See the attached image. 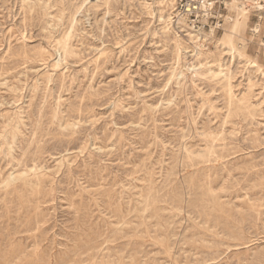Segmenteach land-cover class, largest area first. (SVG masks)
Returning a JSON list of instances; mask_svg holds the SVG:
<instances>
[{"label":"rangeland","instance_id":"1","mask_svg":"<svg viewBox=\"0 0 264 264\" xmlns=\"http://www.w3.org/2000/svg\"><path fill=\"white\" fill-rule=\"evenodd\" d=\"M169 1L0 0V264H264L252 16L258 67L219 45L241 13Z\"/></svg>","mask_w":264,"mask_h":264},{"label":"built area","instance_id":"2","mask_svg":"<svg viewBox=\"0 0 264 264\" xmlns=\"http://www.w3.org/2000/svg\"><path fill=\"white\" fill-rule=\"evenodd\" d=\"M178 11L189 23L215 17L217 28L232 22L234 12L249 14V42L255 47V54L264 60V0H179Z\"/></svg>","mask_w":264,"mask_h":264},{"label":"bare ground","instance_id":"3","mask_svg":"<svg viewBox=\"0 0 264 264\" xmlns=\"http://www.w3.org/2000/svg\"><path fill=\"white\" fill-rule=\"evenodd\" d=\"M140 1V0H139ZM147 1V0H146ZM169 1V0H168ZM176 1V0H175ZM152 2V1H151ZM176 2H174L173 1V3L172 2H168V4H167V6L168 7H170L171 8V12H167L169 15H168V19L166 20L167 21V26L169 27V25L172 23V18L173 17H171V15L173 14V12L175 11V10H172V5H174ZM153 4V3H152ZM155 6H157V5H155ZM162 6V5H161ZM148 7V6H147ZM167 7V8H168ZM149 8V7H148ZM165 8V7H164ZM169 8V9H170ZM150 9V8H149ZM161 10V9H160ZM146 12V11H145ZM149 12V11H148ZM161 12V11H160ZM152 13V12H151ZM175 13V12H174ZM163 15V14H162ZM174 15H176V14H174ZM155 16V15H154ZM158 16V15H157ZM157 19H158V17H157ZM163 19V18H162ZM160 21V20H159ZM165 21V22H166ZM248 21H249V16L247 15V14H245V13H241V14H238L237 16H236V19L233 21V23L230 25V26H228V27H226L225 28V32H224V34H223V36H222V38H221V40H220V43H219V45H223L224 46V50H226L225 51V53H227L229 56H231L232 57V59L235 57V55H236V57H238V58H245L247 61H250V62H253L254 63V66H259L258 65V58L257 57H252V56H250V55H248L247 54V45H248V41H246V38L244 37V32H245V29H246V27H247V24H248ZM162 23V22H161ZM181 23H183V21L181 22ZM180 23V24H181ZM183 26V25H182ZM187 26H189V25H187ZM165 27V26H164ZM178 28V27H177ZM184 28V27H183ZM187 28V27H186ZM192 28V27H191ZM190 29V28H189ZM168 30V29H167ZM187 30V29H186ZM183 31V30H182ZM188 32V31H187ZM175 33V32H174ZM193 33H195V34H193ZM205 34V33H204ZM188 35H190L191 37H194V36H196V37H199V36H201V32L199 31V30H197V31H193L192 32V30H191V32L188 34ZM210 35H212V32H210ZM179 37V36H178ZM177 37V38H178ZM189 37V36H188ZM204 37V36H203ZM206 37V36H205ZM202 37H200V39H201ZM197 39V38H196ZM199 39V38H198ZM204 42L206 41V39H202ZM238 41V44L235 42V41ZM188 41V40H187ZM212 41V40H211ZM214 41V40H213ZM189 42H192V41H190L189 40ZM196 42V41H195ZM198 42V41H197ZM200 42V41H199ZM202 43V42H201ZM209 43V42H208ZM211 43V42H210ZM67 44V43H66ZM181 44V43H180ZM213 44V43H212ZM237 44V45H236ZM184 45H185V43H184ZM194 45V44H193ZM203 45V44H202ZM207 45V44H206ZM214 46V45H213ZM61 47V46H60ZM180 47V46H179ZM200 47V46H199ZM204 47V46H203ZM215 47V46H214ZM66 48H68V45H67V47ZM176 48V47H175ZM183 48V47H182ZM193 48V47H192ZM198 48V47H197ZM61 49V48H60ZM194 49V48H193ZM192 49V50H193ZM196 49V48H195ZM64 50H65V48H64ZM69 50V49H68ZM185 50V49H184ZM216 50V49H215ZM223 50V49H222ZM72 52V51H71ZM201 52V51H200ZM65 53H67V51L65 52ZM196 53V52H195ZM208 53V52H207ZM62 54V53H61ZM64 54V53H63ZM179 54V53H178ZM217 54H220V53H217ZM66 55H68V53L66 54ZM210 55H211V53H210ZM70 56V55H69ZM199 56V55H198ZM207 56H209V55H207ZM214 56V55H213ZM257 56V55H256ZM62 57V56H61ZM217 57V56H216ZM65 58V57H64ZM220 58V57H219ZM237 58V59H238ZM197 59V58H196ZM201 59H203V58H201ZM211 59V58H210ZM222 59V58H221ZM233 60H235V59H233ZM233 60H231V61H233ZM241 60V59H240ZM204 61H206V60H204ZM212 61H214V60H212ZM244 61V60H243ZM218 62V61H217ZM229 62V61H228ZM206 63V62H205ZM215 63H216V61H215ZM214 63V64H215ZM219 63V62H218ZM222 64V63H221ZM223 64H224V62H223ZM230 64V63H229ZM200 65V64H199ZM220 65V64H219ZM227 65V64H226ZM249 65H250V63H249ZM232 66V65H231ZM253 66V65H252ZM251 66V67H252ZM203 67V66H202ZM223 67V66H222ZM242 67V66H241ZM246 67V66H245ZM262 67V66H261ZM218 68V67H217ZM210 69V68H209ZM220 69V68H219ZM223 69V68H222ZM250 69V68H249ZM252 69H254V68H252ZM259 69V68H258ZM244 70V69H243ZM225 71V70H224ZM230 71V70H229ZM257 71V70H256ZM256 71L254 72V73H256ZM259 71V70H258ZM261 71V70H260ZM211 72V71H210ZM219 72V71H218ZM247 72V71H246ZM231 73V72H230ZM258 73V72H257ZM218 74V73H217ZM225 74V73H224ZM259 74H260V72H259ZM263 75V74H262ZM225 76V75H224ZM227 76V75H226ZM221 77V76H220ZM229 77H230V75H229ZM228 77V78H229ZM218 78V77H217ZM227 79V78H226ZM230 79V78H229ZM224 81V80H223ZM226 81V80H225ZM227 85V84H226ZM227 87V86H226ZM231 89V88H230ZM230 93H231V91H230ZM231 96V95H230ZM231 97H233V96H231ZM230 100V99H229ZM234 101V100H233ZM239 102V101H238ZM231 104H232V102H231ZM222 135V134H221ZM11 136H12V134H11ZM14 137V136H13ZM206 149V148H205ZM209 150V149H208ZM202 151H204V150H202ZM201 151V152H202ZM210 151V150H209ZM209 151H208V153H209ZM191 152V151H190ZM200 153V152H199ZM212 154V153H211ZM210 154V155H211ZM197 155V154H196ZM195 155V156H196ZM204 155V154H203ZM199 156V155H198ZM205 156H206V154H205ZM203 157V156H202ZM207 157V156H206ZM205 157V158H206ZM208 158V157H207ZM206 158V159H207ZM203 159V158H202ZM208 160V159H207ZM191 161V160H190ZM209 161V160H208ZM198 163V162H197ZM192 164V163H191ZM42 169V168H41ZM27 171V170H26ZM45 171V170H44ZM25 172V171H24ZM43 172V171H42ZM26 173H28V171L26 172ZM14 174V173H13ZM46 174V173H45ZM47 175V174H46ZM205 176H207V175H205ZM209 176V175H208ZM33 177V176H32ZM7 178V177H6ZM27 178V177H26ZM29 179V178H28ZM30 180V179H29ZM6 181V180H5ZM32 181V180H31ZM37 181V180H36ZM39 181V180H38ZM205 181V180H204ZM207 181V180H206ZM19 182V181H18ZM20 182H22V181H20ZM30 182V181H29ZM34 183V182H33ZM192 183V182H191ZM29 184H31V183H28V185ZM9 186V185H8ZM21 186H23V184L21 185ZM36 187V186H35ZM208 187V186H207ZM23 188V187H22ZM8 189V188H7ZM24 189H25V187H24ZM204 189H207V188H204ZM13 190V189H12ZM36 190V189H35ZM16 191H17V189H16ZM23 191V190H22ZM208 192V191H207ZM38 193V192H37ZM151 194V193H150ZM16 195H17V193H16ZM148 196V195H147ZM153 196V195H152ZM151 196V197H152ZM21 199V198H20ZM148 200H150L149 199V197H148ZM22 201V200H21ZM146 201H147V199H146ZM152 201H153V199H152ZM154 202H156V201H154ZM153 202V203H154ZM179 202V201H178ZM146 203L147 202H145V205H146ZM178 204V203H177ZM181 204V203H180ZM149 205V203L147 204V206ZM219 205V204H218ZM221 205V204H220ZM219 205V206H220ZM151 206V205H150ZM222 207V206H221ZM226 207V206H225ZM224 207V208H225ZM237 207V206H236ZM239 207V206H238ZM143 208V207H142ZM154 208V207H153ZM213 208V207H212ZM148 210H149V208H147ZM146 209V210H147ZM154 209H156V208H154ZM218 209V208H217ZM158 210V209H157ZM157 210H156V213H157ZM177 210V209H176ZM221 211H223V210H221ZM221 211H219V212H221ZM141 212V211H140ZM150 212V211H149ZM148 213V212H147ZM151 213V212H150ZM210 213V212H209ZM143 214V213H142ZM152 214V213H151ZM222 214V213H221ZM220 214V215H221ZM159 215V214H158ZM158 215H156V216H158ZM217 215V214H216ZM219 215V214H218ZM217 215V216H218ZM149 216V215H148ZM152 216V215H151ZM225 216V215H224ZM224 216H222L223 218H224ZM141 218V217H140ZM228 218V217H227ZM145 220V218L143 219V221ZM147 224H149V223H147ZM157 231V230H156ZM147 232V231H146ZM145 233V232H144ZM157 234V233H156ZM155 235V234H154ZM158 235V234H157ZM148 237H149V235H148ZM159 237V236H158ZM150 239H152V238H150ZM163 241V240H162ZM158 243V242H157ZM167 243V242H166ZM168 244V243H167ZM166 244V245H167ZM160 245V244H159ZM170 245V244H169ZM84 250V249H83ZM21 252V251H20ZM81 252V251H80ZM79 252V253H80ZM87 252V251H86ZM84 253V252H83ZM38 254V253H37ZM70 254V253H69ZM34 255V254H33ZM82 255V254H81ZM90 255V254H89ZM91 255H93V254H91ZM90 255V256H91ZM107 255V254H106ZM169 255V254H168ZM90 256H88V258L90 257ZM98 256V255H97ZM79 257V256H78ZM81 257V256H80ZM107 257V256H106ZM28 258V257H27ZM30 258V257H29ZM71 258V257H70ZM92 258V257H91ZM98 258V257H97ZM100 258V257H99ZM104 258V257H103ZM102 258V259H103ZM20 259V258H19ZM74 259H75V257H74ZM79 259V258H78ZM105 259V258H104ZM123 259V258H122ZM69 260V259H68ZM71 260H72V258H71ZM77 260V259H76ZM80 261V260H79ZM92 261V260H91ZM118 261V260H117ZM52 262V261H51ZM67 262V261H66ZM74 262H75V260H74ZM102 262H104V261H102ZM121 262V261H120ZM123 263V262H122ZM65 264V263H64ZM72 264V263H71ZM102 264V263H101Z\"/></svg>","mask_w":264,"mask_h":264}]
</instances>
